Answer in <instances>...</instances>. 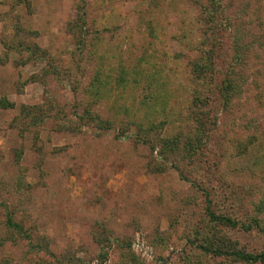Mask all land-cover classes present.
Listing matches in <instances>:
<instances>
[{
	"label": "rangeland",
	"instance_id": "obj_1",
	"mask_svg": "<svg viewBox=\"0 0 264 264\" xmlns=\"http://www.w3.org/2000/svg\"><path fill=\"white\" fill-rule=\"evenodd\" d=\"M11 1L0 0V98L14 103L0 106V264H125L129 243L133 264L188 253L197 264L188 226L202 217L204 195L191 180L238 220L264 198V0L220 2L232 28L218 35L211 82L195 71L206 0H26L13 10ZM234 29L232 96L217 84ZM198 93L215 124L201 162L188 163L162 139L188 132ZM6 208L21 233L2 228ZM227 234L264 250L256 229Z\"/></svg>",
	"mask_w": 264,
	"mask_h": 264
},
{
	"label": "trees",
	"instance_id": "obj_2",
	"mask_svg": "<svg viewBox=\"0 0 264 264\" xmlns=\"http://www.w3.org/2000/svg\"><path fill=\"white\" fill-rule=\"evenodd\" d=\"M21 1L26 0H12L10 8L13 10L17 7ZM222 0H206L207 5L202 6V14L201 18L204 24L207 26V31L204 33L207 37L205 41L200 42V50L203 52V56L195 63V71L197 72V78L201 80H207L211 82L213 79V73L217 64V57H219L218 51L221 45L219 44L218 35L221 33H228L231 30V25L228 18L223 15L220 8V2ZM234 30H232V39H231V61L227 64H230L227 68H224V71L221 70L223 74L222 80L217 84V88L219 90L229 91L230 94L236 95L238 92V72L236 69L237 64L240 62V55L237 52V41L234 40ZM208 36L211 43V47H208ZM80 43V44H79ZM80 46L83 45L84 40L79 39ZM209 45V44H208ZM83 47V46H82ZM208 47V48H206ZM236 47V51L234 48ZM218 54V55H217ZM56 72V71H55ZM57 73V72H56ZM93 81L92 86L95 88L94 96H97L99 87L96 85L100 82L102 83L99 75V70H96L93 73ZM118 79L120 82L124 80V75L119 74ZM212 78V79H211ZM199 80V81H200ZM208 85V84H207ZM232 92V93H231ZM224 99V103L229 101V93L225 95H221ZM208 95L195 94L193 102H192V113H190L191 119L193 122L191 126L187 130L188 132L184 134L183 138L181 135H175L172 138L162 139V144L167 149H169L173 154L180 155L181 159H185L188 163H194L195 161H200L201 155H205L206 141L209 139V131L210 124L214 125L215 120L208 119V109L203 110L208 104ZM0 106L3 108H12L14 106L13 102H9L5 100V98H0ZM37 107V106H36ZM29 106L22 105V114L24 116H28L31 111ZM33 108H35L33 106ZM40 115H34V119L38 120ZM101 123L104 124L102 121ZM188 125V123H187ZM190 125V123H189ZM153 126V125H152ZM142 137V136H141ZM153 148V147H152ZM197 164V163H196ZM195 164V165H196ZM193 167H195L193 165ZM197 187H200V190L204 195V207L202 217L196 222H192L188 226L189 236L187 237V241L199 251L201 260L198 258L197 264H206L204 263L205 259L202 260V257H222L230 259L234 262V264L245 263V264H257L264 262V250L258 253L248 252L244 248L239 247L236 241H232L227 234V230H232L234 228H241L244 230L256 229L258 232L264 234V198L260 199L254 206V211L252 214H248L245 216L244 220H238L231 213L220 212L217 210L215 205L213 204V198L211 196L210 191L200 185V183L195 180H191ZM6 210V216L3 223L2 228L4 227L7 231L13 230L15 233H21L19 227L12 223V218L14 216V212L10 209ZM14 232L10 231V237H14ZM106 247V246H105ZM105 247L102 245L98 257L100 260H103L107 256V252ZM126 249L130 247V243L127 244ZM127 249V250H128ZM124 252L126 256H124L125 264H133L137 258L134 254L129 251ZM191 254V253H190ZM189 253L184 255L185 258H181V260L176 261L174 264H194L191 260V255ZM190 260L188 261V259Z\"/></svg>",
	"mask_w": 264,
	"mask_h": 264
}]
</instances>
